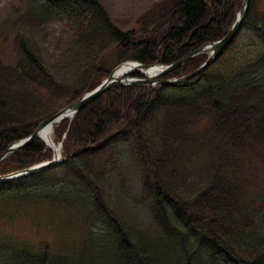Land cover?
Wrapping results in <instances>:
<instances>
[{
    "label": "trees",
    "instance_id": "1",
    "mask_svg": "<svg viewBox=\"0 0 264 264\" xmlns=\"http://www.w3.org/2000/svg\"><path fill=\"white\" fill-rule=\"evenodd\" d=\"M242 1L173 0L164 28L139 36L116 26L99 0H19L0 21V154L15 148L0 160V174L47 158L46 144L33 137L41 123L116 65L179 60L225 36ZM256 2L241 27L260 43L253 57L225 58L230 45L188 80L115 84L59 124L61 162L0 181V219L27 216L53 228L49 214L62 209L82 231L79 242L51 243L0 230V264H264V191L247 195L253 176L243 165L248 150L264 147V13ZM26 17L66 20L51 61L22 29ZM206 60L197 55L164 77ZM124 149L137 153L138 195ZM127 202L148 207L152 228Z\"/></svg>",
    "mask_w": 264,
    "mask_h": 264
},
{
    "label": "rangeland",
    "instance_id": "2",
    "mask_svg": "<svg viewBox=\"0 0 264 264\" xmlns=\"http://www.w3.org/2000/svg\"><path fill=\"white\" fill-rule=\"evenodd\" d=\"M99 1L116 26L126 31L134 30L139 36H154L161 28H164L166 18L170 14L169 12L173 3V0ZM256 1V9L259 12L264 13V0ZM18 4H20L19 0H0V21L9 13H11ZM240 9L236 13V17ZM65 22L66 20L62 17H50L46 20H37L32 17H26L21 27L29 36H31L45 48L46 56L51 61V58L55 53L56 38L60 36ZM239 32V35L234 39L235 41L230 44L231 46L229 45L230 47L225 53V58H230L231 60V58H237L238 56L243 55V53L246 52H249L250 56L253 57L256 48L259 46L260 43L258 42V40H255L253 38V35L247 28H244L242 31L240 29ZM251 42L254 44L252 45ZM202 54H206V57L208 59L210 53H201L198 54V56ZM105 78L106 77H104L101 82ZM67 118L72 119L73 117L69 116ZM61 122L62 121L56 123L53 126L52 136L56 144H60L61 142L64 143V138L66 137V132H61L62 126L58 127ZM40 139L46 144V153L48 154L47 158L40 161L42 162L51 159L54 155V151L42 138ZM124 151L125 152L122 158L126 167V174L129 178V184L132 189V193L138 195L140 194L138 187L140 185L139 182L141 180V174L139 166L137 165V153L132 150L126 151L124 149ZM61 152L63 154V144ZM131 155L136 156L135 159H133ZM243 160V165L245 167L244 172L247 176H253L252 180L247 185V195H253V192H263L264 183L262 179L264 177V147L262 149L261 145H257L255 148L248 150L244 154ZM126 205L129 208L130 213L139 221L142 227L152 228L150 226L153 217L145 204H133L127 202ZM256 205L261 208L263 205V201L258 200ZM49 215H51V218H54L53 228L49 226L47 227L46 225H42L41 227L33 226L30 223L29 217L17 216L14 220L8 219L6 221L0 219V230L36 242L39 240H46L52 243L61 242L64 239H66L68 242H79L82 231H80V228L78 229V227L74 226L79 225V222L76 218L72 217L71 212L65 213L64 210L59 209L57 212H52V214ZM56 218H58L57 221L59 222L61 220V224L59 226H56V224H58V222H56ZM62 227H67V229L63 228L64 230H61L60 228Z\"/></svg>",
    "mask_w": 264,
    "mask_h": 264
},
{
    "label": "water",
    "instance_id": "3",
    "mask_svg": "<svg viewBox=\"0 0 264 264\" xmlns=\"http://www.w3.org/2000/svg\"><path fill=\"white\" fill-rule=\"evenodd\" d=\"M251 1L252 0H243L242 7L234 23L232 24L231 28L225 36L218 40L206 43L201 48L188 53L184 57L171 64H147L137 60H129L118 64L109 74V76L106 77L100 84H98L93 89L86 91L78 100H76L69 106L62 108L61 110L44 120L39 126L38 130L34 133L33 137H40V131H42L46 127L51 126L53 128L56 123L62 121L63 119L69 116L74 117L80 109H82L84 106L89 104L92 100L97 98L99 95L107 91L110 87L115 84H147L154 86L173 85L175 83L193 78L205 68H207L233 42V40L239 33L245 18L248 15L251 6ZM207 52L210 53L208 59L198 69L176 78L163 77L167 73L186 63L192 57ZM135 72H139L143 76H133L132 74ZM116 73H120V75H116ZM62 144L63 142L57 144L56 149L52 145L48 144L54 151V155L51 159L36 163L32 166L9 174L0 175V181L29 176L58 164L62 160ZM14 149L15 148H12V150L0 154V160L3 159L7 154H9V152L13 151Z\"/></svg>",
    "mask_w": 264,
    "mask_h": 264
},
{
    "label": "bare ground",
    "instance_id": "4",
    "mask_svg": "<svg viewBox=\"0 0 264 264\" xmlns=\"http://www.w3.org/2000/svg\"><path fill=\"white\" fill-rule=\"evenodd\" d=\"M231 28V27H230ZM120 75V73H116V75ZM53 128L50 127H46L44 128L42 131H40V138H42L47 144L52 145L55 149L57 147V144L55 143V141L53 140Z\"/></svg>",
    "mask_w": 264,
    "mask_h": 264
}]
</instances>
